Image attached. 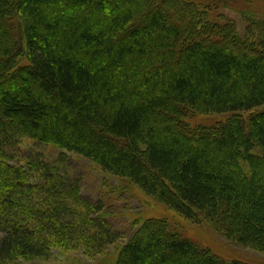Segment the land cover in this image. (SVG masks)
I'll return each instance as SVG.
<instances>
[{"label":"trees","instance_id":"1","mask_svg":"<svg viewBox=\"0 0 264 264\" xmlns=\"http://www.w3.org/2000/svg\"><path fill=\"white\" fill-rule=\"evenodd\" d=\"M191 115L226 117L203 127ZM27 141L264 253V20L240 37L197 0H0V264L56 249L93 259L124 241L56 167L16 164ZM132 226L114 264H246L164 220Z\"/></svg>","mask_w":264,"mask_h":264},{"label":"rangeland","instance_id":"2","mask_svg":"<svg viewBox=\"0 0 264 264\" xmlns=\"http://www.w3.org/2000/svg\"><path fill=\"white\" fill-rule=\"evenodd\" d=\"M208 8L213 21L232 23L241 37L249 22L264 20V0H197ZM21 59L20 64H25ZM244 114V118H246ZM225 115H191L186 119L191 126L211 127L225 119ZM14 151L8 149L7 155ZM20 166L33 163L36 158L56 167L54 175L64 185H79L83 200L99 203L105 209L104 218L112 229L127 239L135 228V220L160 219L168 223L171 232L198 244L224 261H239L246 264H264V253L237 246L218 235L206 222H191L170 211L161 203L147 197L136 186L120 178L102 172L94 163L59 149L38 142L23 143L19 148ZM28 161H27V160ZM16 165V166H18ZM31 172V171H30ZM39 179H35L38 181ZM36 183V182H35ZM121 239L101 255L89 259L81 249L73 251L54 250L48 258L23 264H114L124 243Z\"/></svg>","mask_w":264,"mask_h":264}]
</instances>
